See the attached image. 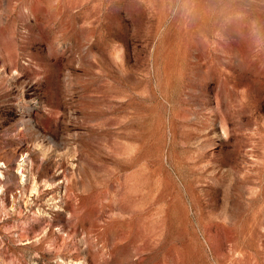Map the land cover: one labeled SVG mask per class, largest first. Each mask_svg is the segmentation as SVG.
<instances>
[{"label": "rangeland", "instance_id": "rangeland-1", "mask_svg": "<svg viewBox=\"0 0 264 264\" xmlns=\"http://www.w3.org/2000/svg\"><path fill=\"white\" fill-rule=\"evenodd\" d=\"M253 20L264 0H0V264H264Z\"/></svg>", "mask_w": 264, "mask_h": 264}, {"label": "clouds", "instance_id": "clouds-1", "mask_svg": "<svg viewBox=\"0 0 264 264\" xmlns=\"http://www.w3.org/2000/svg\"><path fill=\"white\" fill-rule=\"evenodd\" d=\"M229 18L241 19L242 17L240 16V14L236 13V14H230ZM250 29L254 36H256L257 38L264 39V31H262V29H264V25H262L261 22L253 20L250 24Z\"/></svg>", "mask_w": 264, "mask_h": 264}]
</instances>
